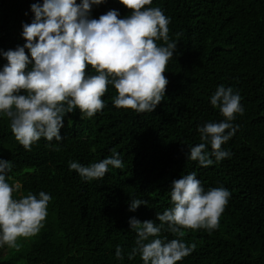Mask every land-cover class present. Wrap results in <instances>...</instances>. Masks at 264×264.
<instances>
[{"label": "trees", "instance_id": "16d2710c", "mask_svg": "<svg viewBox=\"0 0 264 264\" xmlns=\"http://www.w3.org/2000/svg\"><path fill=\"white\" fill-rule=\"evenodd\" d=\"M36 2L0 0V70L7 64L2 52L24 45L22 24L32 22ZM145 7L160 8L170 18V39L178 41L164 73L165 96L153 112L116 108L118 93L109 85L101 112L92 118H81L78 108L67 113L63 139L42 137L31 151L0 114V159L13 165L7 182L21 185L13 197L19 199L18 192L38 197L40 191L52 197L44 227L21 262L1 257L0 264H143L139 254L128 258L137 235L130 218L159 224L156 213L173 206V180L192 172L205 192L222 187L231 195L218 228L184 230L183 241L196 248L177 264H264V0H152ZM112 9L120 18L131 12L120 0H104L92 6L90 18ZM87 74H96L90 65ZM220 85L239 92L244 113L236 114L237 130L222 145L231 156L219 162L212 157L214 163L203 167L188 159L189 147L203 142L198 126L224 120L210 103ZM113 149L123 169L110 166L93 181L69 170L70 160L88 166L112 156ZM133 199L148 205L131 211ZM161 235L177 238L167 231ZM117 245L123 260L115 256Z\"/></svg>", "mask_w": 264, "mask_h": 264}, {"label": "clouds", "instance_id": "9594fccd", "mask_svg": "<svg viewBox=\"0 0 264 264\" xmlns=\"http://www.w3.org/2000/svg\"><path fill=\"white\" fill-rule=\"evenodd\" d=\"M104 0H43L31 4L34 18L23 23V46L2 52L7 59L0 70V114L10 120L15 139L26 151L42 137L47 141H61L60 129L67 113L80 110L81 118H92L105 107L102 97L113 85L117 95L116 108L132 109L137 113L153 112L166 93L168 61L174 56L177 42L169 36L170 18L160 8L145 7L152 0H120L131 10L120 18L116 9L108 10L98 19L90 18L93 5ZM27 14V13H26ZM156 41H163L162 45ZM25 49L30 52L26 54ZM31 65L29 68L28 66ZM91 66L96 74L88 75ZM239 92L220 85L210 103L219 108L224 120L198 126L202 143L191 146L188 159L208 167L231 156L222 145L230 140L238 126H233L236 114L244 108ZM211 145V152L207 150ZM84 166L69 161V170H75L85 181L102 179L109 167L123 169L120 153ZM12 163L0 159V246L18 249V238L33 237L44 227L47 207L52 197L40 191L29 192L19 199L13 193L21 187L7 180ZM231 193L225 188H211L205 192L196 173L173 180L172 207L154 220L132 217L131 230L136 235L135 246L128 254L131 260L137 254L143 264H177L195 250L182 239L186 229L218 228L219 218ZM146 200L133 199L130 210L135 211ZM166 226V227H165ZM167 231L175 239L162 236ZM115 256L124 259L123 249L117 245Z\"/></svg>", "mask_w": 264, "mask_h": 264}, {"label": "rangeland", "instance_id": "374dc122", "mask_svg": "<svg viewBox=\"0 0 264 264\" xmlns=\"http://www.w3.org/2000/svg\"><path fill=\"white\" fill-rule=\"evenodd\" d=\"M16 183L17 182H15L14 184H16ZM18 195L20 196V198L23 197L21 192H18ZM43 223H45V222H43ZM33 237H28V238L20 237V238H18L17 243L20 245V247L18 249L11 248V247L7 246L6 244L3 246H0V258L4 257L7 259L17 260L18 262H21V260H19L18 258L22 257V254L24 253V250H25L27 244L29 243V241Z\"/></svg>", "mask_w": 264, "mask_h": 264}]
</instances>
